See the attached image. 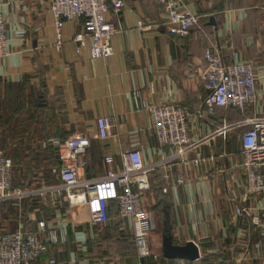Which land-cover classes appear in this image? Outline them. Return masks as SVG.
<instances>
[{
  "label": "crops",
  "instance_id": "crops-1",
  "mask_svg": "<svg viewBox=\"0 0 264 264\" xmlns=\"http://www.w3.org/2000/svg\"><path fill=\"white\" fill-rule=\"evenodd\" d=\"M185 1L200 15V26L179 37L156 26L164 15L156 0H125L118 14L107 15L117 29L113 53L92 58L88 48L76 52L72 40L81 21L64 22L62 48H54L50 0H0L10 49L0 58V97L8 83L25 81L27 89L52 104L59 117L51 128L57 137L65 132L66 137H89L91 157L80 180H96L109 168L119 170L121 153L132 148L150 165V187L141 198L152 215L148 243L158 258L138 255L130 218L111 207L106 222H92L88 206L70 204L66 191H56L55 184L32 192L27 221L36 226L43 220L65 237L49 242L35 264H47L49 256L56 264H264V193L246 191L240 140L251 120L264 119V0ZM138 20L144 26L138 27ZM209 44L225 61L252 63L258 98L243 112L216 107L211 113L203 104L199 65ZM134 89L150 105L173 101L190 109L187 147L157 145L151 113L133 104ZM103 114L112 117V125L100 138L95 119ZM106 156L113 161L107 163ZM237 205L258 214L259 223L236 214ZM25 226L19 221L17 228ZM165 230L176 244L196 243L199 257H164Z\"/></svg>",
  "mask_w": 264,
  "mask_h": 264
},
{
  "label": "built area",
  "instance_id": "built-area-1",
  "mask_svg": "<svg viewBox=\"0 0 264 264\" xmlns=\"http://www.w3.org/2000/svg\"><path fill=\"white\" fill-rule=\"evenodd\" d=\"M164 13L156 26H162L168 34L185 36L200 26V15L192 10L185 0H156ZM125 0H50L53 15L54 42L56 50L63 44L62 28L67 20L81 21V29L72 36L76 52L88 48L92 58H105L113 53L112 36L116 25L108 19L109 13L118 14ZM137 26H144L141 20ZM4 15L0 12V58L8 55ZM199 76L205 95L203 104L209 112L216 107H233L241 112L257 102L256 76L251 62L225 61L218 49L207 45L199 65ZM132 101L137 110H148L152 116V127L160 148L183 149L189 145L188 122L192 112L173 101L150 105L140 89L132 90ZM97 136L105 138L112 125L110 115H99L95 119ZM222 128L219 129V132ZM241 167L244 170L245 188L250 193H264V119L249 122L240 134ZM52 145L58 150L60 160V190L66 191L70 204H86L90 219L95 223L108 220L109 201L114 200L117 213L130 218L133 223V241L140 257L158 258L148 243L152 225L151 212L142 206V193L149 189L148 170L138 149L121 153L119 170L109 168L104 176L96 180H80L81 168L90 160V140L84 133L61 139L51 136L41 141V146ZM105 161L111 163V156ZM12 160L0 149V194L12 187ZM235 213L249 215L253 224L259 223V215L237 205ZM46 234V237H44ZM60 228H47L43 220L38 222L35 232L16 228L0 234V264H35L37 258L48 251L49 242L64 240ZM49 256L47 264H56Z\"/></svg>",
  "mask_w": 264,
  "mask_h": 264
},
{
  "label": "trees",
  "instance_id": "trees-1",
  "mask_svg": "<svg viewBox=\"0 0 264 264\" xmlns=\"http://www.w3.org/2000/svg\"><path fill=\"white\" fill-rule=\"evenodd\" d=\"M52 107L41 93L27 89L25 81L6 85L4 97H0V149L12 160V186L39 187L61 182L57 148L41 146L43 139L57 134L51 130L59 118ZM66 133L58 135L64 139ZM111 207L117 210L114 200L109 201L108 217ZM38 222L34 226L27 221L23 230L37 231Z\"/></svg>",
  "mask_w": 264,
  "mask_h": 264
},
{
  "label": "rangeland",
  "instance_id": "rangeland-1",
  "mask_svg": "<svg viewBox=\"0 0 264 264\" xmlns=\"http://www.w3.org/2000/svg\"><path fill=\"white\" fill-rule=\"evenodd\" d=\"M47 187H51V185L39 186V188ZM35 189H38V187L32 186L19 188L14 185L9 191L0 194V221L3 220L4 222V224L0 226V228H2L1 231L16 229L19 221H22L23 223L27 222L28 211L32 209V201L34 200L31 197V194ZM56 191L59 192L60 189ZM23 211H25L26 216L23 215Z\"/></svg>",
  "mask_w": 264,
  "mask_h": 264
},
{
  "label": "water",
  "instance_id": "water-1",
  "mask_svg": "<svg viewBox=\"0 0 264 264\" xmlns=\"http://www.w3.org/2000/svg\"><path fill=\"white\" fill-rule=\"evenodd\" d=\"M210 19L213 22V17ZM161 253L166 258L194 260L199 257L196 243L188 240L184 244H176L173 242L172 234L167 230L162 232Z\"/></svg>",
  "mask_w": 264,
  "mask_h": 264
}]
</instances>
